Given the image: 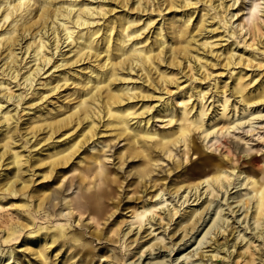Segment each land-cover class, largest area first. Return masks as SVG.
<instances>
[{"label":"bare ground","instance_id":"bare-ground-1","mask_svg":"<svg viewBox=\"0 0 264 264\" xmlns=\"http://www.w3.org/2000/svg\"><path fill=\"white\" fill-rule=\"evenodd\" d=\"M234 1L226 5L224 0H0V57L2 56L0 60L3 61L0 74L6 76V79L0 78V100L3 98L7 103L11 101L12 104L19 105L30 94V101H38L30 103L29 107L38 106L40 101L47 99V95L43 96L40 90L34 87L44 73H48L51 80H48L43 87L53 94L63 85H67L69 81L67 73L79 62L86 61V64L93 66L89 69L87 77L80 82L81 85L72 93L75 95L73 98L75 100L69 105L68 111L63 112L64 114L59 117L44 118L40 125L31 124L28 132L21 135L27 143L36 147L52 144L56 133L64 130L62 134L66 135L61 140L65 141L63 143L59 141L57 145L54 141L51 153L37 160L39 164H43L47 163L44 162L47 158L49 172L69 160L81 147L88 144L94 134L98 133L95 119L102 126L112 128L116 135H124L127 142L125 152L131 157H140L142 161L138 176L148 174V165L154 163L158 156L174 157L172 153L176 144L181 143L186 148L184 155H187L188 169L192 176H187L180 185L174 184L170 188L164 186L161 190L157 188L159 192L152 195L157 197L156 200L143 201L139 208L135 207L131 213L132 218L137 222L134 228L137 230L132 232V235L127 236L133 231L131 226L128 230L117 227H112L110 230L117 235L120 245L126 251L133 253L132 256L139 254L140 259L143 254H145L144 258L156 254L147 264H165L163 257L161 259L159 257L162 252L160 249H164L168 255L173 252L178 242L185 244L201 226L203 217L208 213L207 209L215 201L217 193L222 190L227 192L230 186L236 187L237 184L240 186L241 180H244L242 184L246 192L238 195L240 205L235 206L238 207L236 210L233 207L231 212H237L240 207L244 208L241 223L248 216L252 221L251 224L239 230L228 229L229 219L227 216L224 218L223 215L221 216L222 210L218 212V208L221 209L218 207L215 217H211L212 221L208 228L204 232L202 228L198 233L202 235L196 237L193 243L200 245L205 243V239H211L212 242L208 246L212 247L214 244L211 248V251L214 250L212 256L225 249L224 252L228 254L223 255L221 259L223 261L226 256L229 259L228 263H233V259L238 257L233 254V248L237 245V240L241 242L245 238L242 230L248 229L254 237L261 238L262 245L264 243V170L246 171L237 168L235 171V167H227L210 155L201 154L193 134L198 130L204 138H207L218 131L216 128L218 123L214 122L220 120H224L230 125L229 127L237 128L238 124L234 122L235 120L251 121L260 112L259 106H264V5L260 8L258 0H255L248 6L245 23L237 25L240 30L245 29L243 36L248 35V38L243 37L241 48H237L239 30L233 29V22L230 21L237 14L230 8L234 5ZM110 5L121 8L123 14L111 16L115 8ZM164 11H175V13L166 17L167 13ZM176 11L179 12V16ZM152 14L160 17L155 24ZM144 15L146 18L142 21V25H137ZM152 25L150 36H142L143 32ZM149 32L150 29L147 30V33ZM218 33L221 37L219 42H215L216 39L213 37ZM230 38L231 42L222 44ZM64 47L67 48L62 50L61 48ZM17 49L20 52H16ZM47 53L50 55L48 56ZM18 54L21 56L18 57ZM54 54L58 58H53ZM28 64L30 65L26 66ZM49 64L50 66L45 69ZM163 65L165 68L161 69ZM214 66H219L222 71L209 72L208 68ZM51 67L53 70L48 71ZM24 68L27 69L23 72ZM55 70L59 74L54 76L56 79L52 81V73ZM125 70L128 73L136 72L141 80L139 86H129L128 82H125L129 79L119 75ZM246 70L250 73L246 74ZM224 71L227 72V76L222 78L220 75ZM178 74H181L184 80L181 81ZM226 78L230 79L229 83L225 82ZM117 80L123 82L122 86H114ZM53 82L56 83L53 85ZM11 83L15 86L23 85L24 91L15 94L11 91ZM203 84H206V87H203ZM78 89L81 92H78ZM151 91H157L159 94L153 95ZM209 97L213 100L216 97L217 103L216 108L211 112L205 104ZM152 98L160 101L158 110L165 113L168 123L177 121L174 129L169 132H153L139 125L141 119H136L135 125L130 123L134 118L143 116L154 107V105L150 106V103H143ZM173 99L180 102L178 113L172 105ZM133 100L141 101L138 109H134L138 101L133 103ZM5 109L0 101V122H4L7 129L8 121L12 116L9 110ZM149 118L146 119L145 125L148 124ZM67 130L71 131L66 133ZM38 135L42 136L38 139ZM89 145L90 143L87 146ZM91 147L94 148V145ZM1 149L0 168L5 165L12 175L8 177L6 173L8 179L6 178L3 183L0 181V194L11 198L23 196L28 201L33 200L35 212L45 210L44 201L49 195H35L37 189H32L30 182L17 180L21 175L20 169L24 166L19 153L11 150L8 141ZM196 154L197 158L191 160L190 155ZM25 161L26 171L32 176L47 177L43 173L36 172L37 162L31 155ZM94 161L95 159L92 162ZM3 174L1 173L0 176ZM242 174L243 177L240 179ZM196 175L197 178L194 177ZM99 176H105L103 170L100 171ZM235 180H238L237 183H234ZM165 190L172 200L178 197L179 201L182 198L177 207L172 202L167 203L172 200L163 196ZM94 194L88 196L86 203L95 204L92 211L98 216L104 213V208H98L97 201H104L110 193L104 191ZM200 199L201 201L197 203ZM189 201L195 203L187 204L180 209V206ZM25 204L20 203L18 207L24 208ZM171 204L172 206L169 207ZM231 206L229 203L228 207ZM71 213L70 210L67 214ZM164 219L166 222H162ZM176 219L178 220L174 222ZM153 222L158 224V227L152 228ZM171 222L175 225L170 229ZM24 225L29 224L26 221ZM146 225L149 226L145 227ZM143 227V231L140 232ZM43 228L46 229L40 238H33L37 241L35 247L27 243L26 248L31 249L32 253L46 264L48 249L59 235L63 236L64 227H38L35 232L38 233ZM156 228H162L163 233L160 235V232H155ZM226 231L228 234L233 232L231 239L217 244L218 240L215 236ZM235 231L238 232L236 237H234ZM144 232L146 234H143ZM177 232H179L178 237L182 236L179 241H173ZM212 233L214 236L211 237ZM14 234L12 228L7 227L3 240L13 239ZM163 234H166L170 241L167 244L164 243ZM147 235L150 237L146 238ZM248 240L246 242H249ZM26 241L28 242L27 239ZM247 248L250 247L247 245ZM155 250L157 253H154ZM108 257L106 256L104 261L106 264H110ZM156 258L157 260L153 261ZM243 260V264H264V255L258 253L255 256V253H251L250 258ZM139 262L140 260L136 264H143ZM170 262L173 263V259ZM181 262L182 260L179 263ZM234 264H237V261H234Z\"/></svg>","mask_w":264,"mask_h":264},{"label":"rangeland","instance_id":"rangeland-1","mask_svg":"<svg viewBox=\"0 0 264 264\" xmlns=\"http://www.w3.org/2000/svg\"><path fill=\"white\" fill-rule=\"evenodd\" d=\"M253 1L255 0H235L234 5L230 7L233 13H237L230 20L233 22V29L239 30L237 33L239 45L237 48H241V45L243 44V37L245 39L248 38V35L243 36L245 29L240 30L239 26L241 23H245V14L247 13V8L248 6L252 5L251 3ZM231 2L232 0H224L226 5ZM258 2L260 8H262L264 1L258 0ZM110 6L114 7L113 5ZM114 8L115 10L112 12L111 16H119L123 14L124 11L120 10L121 8ZM164 13H167L166 17H168L174 14L175 11H164ZM176 13L177 16L180 15L179 12L176 11ZM259 14H261V11ZM152 16L155 24L158 22L160 17H157L154 14H152ZM145 18L146 15L142 16L141 21H139L137 25H142V21ZM153 25L148 27L150 32L147 33L148 29H146L142 36H150ZM220 37L221 34L218 33L213 37V39H216L215 42H219ZM231 41L232 39L230 38L227 39V41H223L222 44L225 45ZM64 45L65 44H63V46ZM66 48L67 47L61 49L65 50ZM221 49H223V47ZM16 52H20V50L17 49ZM48 52L51 53L50 50H48ZM49 53H47L48 56L50 55ZM54 55L52 56L53 58L56 57V54ZM67 55L68 54H66V56ZM20 56L21 54H18V57ZM29 59H27V61ZM2 62L3 61L0 60V66L2 65ZM29 65L30 64L26 66ZM49 66L50 64L45 66V69H47ZM92 67V65L86 64V61L79 62L73 70H70L69 73H67L69 76L67 85H63L53 94L47 92V88L43 87L44 84L48 82V80H51L50 77H48L49 74L44 73L41 76V79L36 82L34 87L39 89L43 96L47 95V99L40 101L38 106L29 107L30 103L38 101H30V94H28L26 99L21 101L19 105L17 103L12 104L11 101L7 103L3 98L0 100L3 104V108L6 107L5 110H9V114L12 116V119L8 121L7 129V125L4 124V122H0V151L2 150L1 148L6 141L10 142L11 150L18 152L21 156L22 162H24L23 168L20 169L21 175L17 178L18 182H23L24 180L30 182V187L32 189H37L35 195H49L48 199L44 201L45 210L35 212L33 200L28 201V199L23 196L19 198H11L10 196L0 194V264H44L40 258L36 257V255L32 253L33 251L31 249L29 250L26 248V244L28 243L29 246L35 247L37 241L33 238H40V235H42L46 228H43L38 233L35 231L38 227L45 226L50 228L55 226L64 227L62 232L63 236L59 235L56 241L48 249L49 253L46 255V264H106L104 261L108 255L109 257L107 260L110 262V264H136L139 260V263L147 264L150 261V258L156 255H147V257L144 258L145 254H143L140 259L139 254L132 256L133 253L126 251L125 248L120 245L121 242L118 241L117 235L112 233L110 230L112 227L128 230V227L131 226L133 231H131L127 236L132 235V232L137 230L134 229L137 226V222L132 218L131 213L135 207L139 208L143 201L153 202L156 200L157 197L152 195L159 192V190L164 188V186H168L170 188L174 186V184L180 185L182 184L181 181L185 180L187 176H192V173L188 169L189 162L186 159L187 155H184L186 148H184L181 143L176 144L173 147L172 154H174V157L167 158L165 155L158 156L154 163L148 165V174L145 176H138V171L139 169L141 170L140 165L142 162L140 157L129 156V154L125 152L127 142L124 138V135H116L117 133L113 131L112 128L102 126L101 123L97 121V119H95V123L98 128V133L96 135L94 134V136L90 138L88 142L90 145L87 146V144L84 147H81L69 160L56 166L51 172L48 171L49 167L47 165V158L44 159V162L47 161V163L43 164H39V161L37 160L51 153V147L54 141L56 143L55 145H57L59 141L61 143L65 141L61 140L66 135L62 134L64 130H60L56 133L52 144H44L42 146L38 145L33 147V144L29 142L27 143L23 138H21V135H23L24 132H28V128L31 126V124L40 125L44 118H49L52 116L59 117L64 114L63 112L68 111L69 105L75 100L73 99L75 95L72 93L76 91V87L81 85L80 82L87 77L89 69H92ZM164 68V65L161 66V69ZM26 69L27 68H24L22 71L24 72ZM50 70H53V67H51L48 71ZM168 70L169 69H167V71ZM208 71L216 73L221 72L222 70L219 69V66H214L213 68H208ZM246 71V74L250 73L249 70ZM58 74L59 72H56V70L52 73V81L54 78L56 79L54 76H58ZM74 75L76 76L75 78ZM119 75L129 79L125 81L128 82L129 86H139L141 83V80L138 78L135 71L128 73L125 70L120 72ZM178 76H180L181 81L184 80V77H181V74H178ZM226 76V71L220 75L222 78H225ZM0 78L6 79V76H1L0 74ZM226 81L229 83L230 79L226 78L225 82ZM20 82H22V79ZM55 83L56 82H53V85ZM122 83L123 82L117 80L114 82V86H122ZM183 84H185V82H183ZM10 87L11 91H13L15 94L24 91L23 85L15 86L14 83H11ZM203 87H206V84H203ZM171 90L175 91V89ZM157 91L151 92L153 95H158L159 93ZM78 92H81L80 89H78ZM162 96L167 97L164 94H162ZM193 99L194 97L191 98V100ZM215 99L213 100L211 97H209L205 102L206 106L208 105L209 112L216 108L217 103L215 102ZM230 100H232L231 97ZM133 101V103H135L138 100ZM159 102L160 101H155L154 98L145 100L143 103H150V106L154 105V107L149 112L143 114V116L139 115L138 117L134 118L132 121H130V123H134L136 119H141L139 125L144 126L153 132H169L170 130L174 129L177 121L168 123V117L165 116V113L158 110ZM140 104L141 101L136 102L134 109H138ZM172 105L175 106L177 110L175 111L178 113L180 102L173 99ZM258 110H260V112L256 115L257 117L253 118L251 121H248L247 119L238 121L235 120L234 122L238 124L237 128L229 127L230 125H227L224 120L214 122L215 124L218 123L216 126L218 131L209 135L207 138H204L200 131L196 130L193 133L194 141L199 147L201 151L200 153L203 155H210L215 160L224 163V165L227 167H235V171L237 168H241L246 171H263L264 106H259ZM240 115L239 117L242 116ZM148 118L149 122L147 125H145L144 123ZM233 119H235V117H233ZM133 125H135V123ZM70 131L71 130H67V132H65L69 133ZM7 136L10 137L7 138ZM41 136L42 135H38L37 138L39 139ZM93 145L94 148L91 147ZM39 146L40 148H38ZM30 155L32 159L37 162L35 168L36 172L47 175L46 178H42L40 175L32 176L29 171H26L27 162L25 160ZM91 156H94V158ZM190 157L191 160H195L197 158V154L195 156L190 155ZM94 159L95 161L92 162ZM88 162L92 163L88 164ZM5 169V165L0 168V174L4 173L0 176V181L2 183L6 178L8 179V177L12 175L7 169ZM101 170H103V173L105 174L104 177L99 176ZM6 173L8 177H6ZM97 175L98 177H96ZM194 177L197 178L198 175ZM241 177H243V174L240 176V179ZM232 178L234 177L232 176ZM237 181L235 180L234 183H237ZM242 183H244V180H241L240 186L237 184L236 187H228L227 192L223 190L219 191L215 201L213 204H211L212 208L209 207L207 209L208 213L204 215L203 222L201 226L198 227L197 232L192 235V237L189 238L185 244L178 242V245H176L178 248L174 246L175 249L173 252L168 253V255L164 249H160L162 251L160 252L161 255L159 256L160 259L163 257V261H166L165 264L228 263L229 259L226 256L223 261L221 259L223 255L228 254V252H224L225 249H223L221 253L216 254V256H212L214 254V250L211 251V248L214 246V244H212V247L208 246L212 242L211 239H205V243L200 245H197V243L193 242L196 237L199 238L202 235V233L198 235L202 228H204L202 232L208 228L212 218L215 217L218 207H221V209L218 208V212L222 210L220 213L221 216L223 215V218L227 216V219H229L228 223H230V226L228 229L236 228V230H239L242 227L246 228L247 225L251 224L252 221L248 218V216L245 221L241 223V220L244 217V211H242L244 208L240 207L237 212H231L233 207L240 205L238 202L240 199L238 195L244 194L246 192L245 186ZM157 188L160 189L157 190ZM104 191H106L108 194L110 193V195L104 201H97V207L104 208V213L101 215L98 214V216H96V212L92 211V209L95 207V204H88L86 202L89 195ZM163 196L168 200H172V197L169 198V194L166 190ZM192 199L193 197L190 199V201ZM181 200L182 198L178 201L177 197L172 201H167V203L172 202V204L177 207ZM190 201L180 206V209L185 207L187 204L192 205V203H195ZM200 201L201 199L197 203ZM20 203H26V206H24V208H19L18 205ZM229 203L232 205L231 207H228ZM172 204L169 205V207H171ZM191 207L196 208L197 206ZM89 208L91 209L90 211ZM210 208L211 210H209ZM237 208L238 207H235L234 209L236 210ZM70 210L72 213L67 214ZM178 219H176L174 222H176ZM26 221L29 225L23 226V224H26ZM162 222H166V219L162 220ZM152 224V228L158 227V224H154V222ZM174 225L175 224L171 222L170 229L173 228ZM147 226L149 225H146L145 227ZM225 226L226 224H224V227ZM7 227L9 229L12 228L15 236L13 235V239L5 240V242L3 239L5 238V230ZM143 229L144 227L141 228L140 232L143 231ZM156 229L155 232H160V235L163 233L162 228ZM232 231H234V229ZM232 231L229 234L226 231L216 235L215 238L218 240L217 244L224 243L226 239H231V234L233 233ZM242 232L245 233V238L241 242L237 240V245L235 248H233V254L238 255V257L235 256L236 258L233 259V263L229 262L228 264H234V261H237V264H243V258H245V260L250 258L251 253H255V256H257L258 253L261 256L264 255V243L262 245L261 238L254 237L248 229L242 230ZM178 233L179 232L175 234L173 241L180 240L182 235L178 237ZM237 233V231L234 232V237H236ZM143 234H146V232ZM162 236L164 238V243L167 244V242H170L166 234H163ZM212 236H214L213 233L211 234V237ZM149 237V235L146 236V238ZM251 239L253 241H251ZM246 240L251 242H246ZM231 242L232 240L229 241V244ZM247 245L250 248H247ZM47 246H49V243ZM154 253H157V250H155ZM172 259L174 261L173 263L170 262ZM174 259H177V261ZM156 260L157 258L153 259V261ZM181 260L182 262L179 263Z\"/></svg>","mask_w":264,"mask_h":264}]
</instances>
